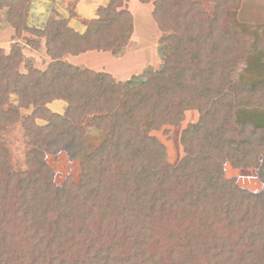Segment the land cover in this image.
Masks as SVG:
<instances>
[{"label":"trees","instance_id":"1","mask_svg":"<svg viewBox=\"0 0 264 264\" xmlns=\"http://www.w3.org/2000/svg\"><path fill=\"white\" fill-rule=\"evenodd\" d=\"M124 1L98 8L78 34L65 18L30 28V0H0L6 23L44 38L49 58L44 70L25 64L21 72L19 46L0 48V121L21 120L27 148V169L17 172L0 145V264H264V121L243 119L264 111V78L250 82L241 72L253 52L264 63V34L230 17L242 0H206L212 14L198 0H154L150 16L166 52L141 82L63 60L121 52L132 23ZM54 101L65 104L63 114L49 111ZM194 110L172 165L143 126L165 134ZM87 128L103 134L99 147ZM59 152L80 163L78 185H55L45 157ZM225 165L255 170L261 189L239 188ZM11 201L28 228L18 234L5 229Z\"/></svg>","mask_w":264,"mask_h":264},{"label":"rangeland","instance_id":"2","mask_svg":"<svg viewBox=\"0 0 264 264\" xmlns=\"http://www.w3.org/2000/svg\"><path fill=\"white\" fill-rule=\"evenodd\" d=\"M4 1L15 2V0ZM198 1H200L203 9L208 14L213 13L212 4L208 3L206 0ZM41 2V0H30L29 2L30 8L27 12L26 25L30 28L41 29L49 17L57 19L68 18L71 12L74 13L72 2H69L70 5L69 8H67L65 0H51V2L48 1V5L46 6V10L48 11L44 15H40V17H36L34 15L36 13L34 10L40 8ZM122 5L124 6V3H122ZM132 10L135 15V34L132 41L129 38V41H131V46L128 47L129 49L127 48L129 44L128 41L127 46L116 55L108 51H89L76 56L79 57V59H70L71 57L66 55L63 60L74 66L81 67V69L86 68L95 72H106L114 78L115 81L128 85H135L141 82L144 79L143 73L146 70L159 69L163 63V57L166 52L165 45L159 42L163 34L157 29L153 20L154 24L150 23V16L146 17V12L142 13L136 10V8H132ZM230 14V17H233V20L244 29L254 32L257 35L264 34V0H242L237 10L232 11ZM75 16L76 15H74V17ZM84 17L86 20L87 17ZM0 18V48L8 52L13 43L19 46L25 59V63L20 67L21 72H25L23 66L25 64H33L35 68L44 70L49 63L44 38H37L23 31L18 35L16 31L6 23L5 13L3 11H0ZM75 18L71 20V26L75 31L82 33L84 28L80 21ZM259 53L260 52L257 51L248 55L241 66V72L246 75L250 82H256L264 78V63L258 61ZM65 58H68V61ZM258 62L260 63L259 67L255 66V63L258 64ZM260 70H262L263 73L261 75ZM47 108L53 113L63 114L65 112V104L62 101L51 102L47 105ZM30 112L31 110L23 111L22 114H30ZM196 119L197 112L195 110L188 111L185 113L184 120L179 127H165L164 130L167 131L165 134H163L162 131L149 132L147 130V125L143 126V131L145 134L157 137L165 145L168 162L172 165H176L183 157L182 148L179 143L180 133L187 124L194 123ZM243 119L263 124L264 111L258 110L256 113L243 116ZM21 123V120L16 121L14 124L0 121V125H4L5 127L8 124L6 129L3 131L0 130V145L7 149L10 164L17 172L27 169V157L25 155L27 148L25 147ZM87 132L89 133L87 134L89 142L93 144L94 148L99 147L104 140L103 134L94 131L92 128H87ZM45 161L48 166L53 169V181L56 186H61L67 178L78 185L79 175L81 173V167L78 161H71L64 152L47 154ZM224 172L227 178H233L237 181L239 188L250 193L257 192L262 187L253 169L232 170L228 165H225ZM91 194L92 192L89 191L86 194L85 200H90ZM19 210L18 207L14 205V202L11 201L8 203L5 211V229L9 234H18L28 229L22 223L23 213Z\"/></svg>","mask_w":264,"mask_h":264},{"label":"crops","instance_id":"3","mask_svg":"<svg viewBox=\"0 0 264 264\" xmlns=\"http://www.w3.org/2000/svg\"><path fill=\"white\" fill-rule=\"evenodd\" d=\"M41 4H40V8L37 10H34V12H36L34 15L36 17H40V15H44L48 10H46V6L48 5V1L51 2V0H41ZM53 1V0H52ZM154 0H149L147 3H143L141 0H126L124 1V6L121 7L122 10H126L131 14L132 17V23H131V35H130V40L132 41L134 39V27H135V15H134V11L132 10V8H136V10L141 11L142 13L146 12V17H149L151 15L153 6H152V2ZM69 2H72V7L73 12H71V14L69 15L68 18H65L68 20V26L76 33L78 34H83L85 32L86 29V25L87 22H89L92 19L96 18V11L98 8L100 7H106V5L108 4L109 0H65L66 6L67 8H69ZM69 10V9H68ZM70 13V12H69ZM76 15L74 17V15ZM86 16V20L84 19ZM75 18L78 21H80V23L82 24L84 30L82 33H79L77 31H75L72 26H71V20ZM83 19V20H82ZM152 17L150 16V23L154 24L152 21ZM156 28V27H155ZM9 33V32H8ZM10 34V33H9ZM129 41V44L127 46L130 47L131 44ZM129 49V48H128ZM84 56V55H83ZM79 59V57H71L70 59ZM68 61V58H65ZM70 61V60H69Z\"/></svg>","mask_w":264,"mask_h":264}]
</instances>
